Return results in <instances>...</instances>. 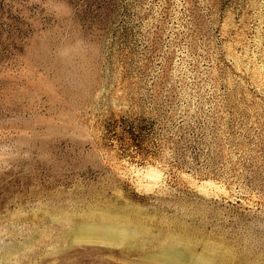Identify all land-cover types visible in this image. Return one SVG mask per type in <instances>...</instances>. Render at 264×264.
Here are the masks:
<instances>
[{"label": "rangeland", "instance_id": "obj_1", "mask_svg": "<svg viewBox=\"0 0 264 264\" xmlns=\"http://www.w3.org/2000/svg\"><path fill=\"white\" fill-rule=\"evenodd\" d=\"M0 264H264V0H0Z\"/></svg>", "mask_w": 264, "mask_h": 264}]
</instances>
